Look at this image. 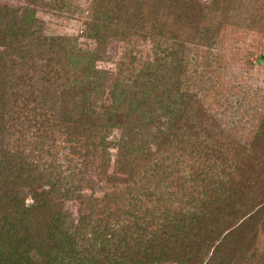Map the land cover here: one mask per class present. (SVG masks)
Masks as SVG:
<instances>
[{"label": "trees", "instance_id": "16d2710c", "mask_svg": "<svg viewBox=\"0 0 264 264\" xmlns=\"http://www.w3.org/2000/svg\"><path fill=\"white\" fill-rule=\"evenodd\" d=\"M85 11L88 49L46 34L29 5L0 8V264H264V108L229 86L211 50L226 21L263 29L264 0H88ZM113 37L131 47L106 104L98 63ZM134 38L155 42L154 70L135 72ZM61 198L79 200L77 220Z\"/></svg>", "mask_w": 264, "mask_h": 264}, {"label": "rangeland", "instance_id": "374dc122", "mask_svg": "<svg viewBox=\"0 0 264 264\" xmlns=\"http://www.w3.org/2000/svg\"><path fill=\"white\" fill-rule=\"evenodd\" d=\"M210 1L211 0H201L203 4L210 3ZM52 3L53 0H0V8L6 6L10 9L15 10L18 8L22 9L25 6L29 5L32 8L36 9V18L45 23L46 34L55 36H70L73 38L76 37L78 38L76 44L82 49L94 47L92 41L84 42L85 38L81 33L83 30H85V21L88 20L87 13L85 11L86 6L88 5V0H65L66 5L60 6L57 5L58 3H56L54 9L50 7ZM237 22L238 25L236 23H232V21H226V23L223 24V26L225 27L224 33L221 35V39L211 47V50L214 53V57L221 56L223 58V78L225 79V81H227L229 86L231 88L241 87L244 89L245 93L251 92L252 94H254L253 96L258 99V102L255 106L260 110L264 108L261 101H259V99H262L264 101V28L261 30H254L253 28L245 25V22H242V19L238 20ZM157 39L162 38L158 36ZM134 40L138 45L136 51H134V55H136L139 60V63L136 65L138 69L135 70V72L137 73V71L142 66L147 67L150 70H154V67L150 68V66L156 63L154 59L156 49L155 42L150 39L142 41L134 38ZM165 42L167 43V45H171V40H165ZM188 46L191 47L195 45L188 44ZM130 47L131 45H127V43L122 41L120 38L113 37L108 41V44L106 46L105 59L98 63L99 70L103 72H109L108 80L106 82L107 91L102 96V101H105L106 104H110L111 102L109 90L114 84V77H116V73L118 72V63L120 60L125 58V54ZM201 48L207 49L204 46H201ZM158 51L160 52L159 55L162 56L161 51ZM168 62L170 63V61ZM230 97L232 100H235L233 95H231ZM240 101L245 103L247 102V99L241 97ZM251 107L253 108V104ZM121 115L124 116V114ZM228 117L238 118V115L233 111L228 114ZM122 118L123 117L121 116L120 120ZM244 120L246 121L247 119L245 118ZM240 131L242 132L239 134L245 137L248 136V131ZM121 135V129L115 130L112 139H119ZM115 154L116 150H113V159L115 158ZM111 171L112 167L110 169V172ZM229 185L232 189H237L240 187V184ZM260 188L261 187L259 186V184H257V191L260 190ZM251 191L253 190L251 189ZM251 191H248L247 194L244 195V201H247V199L252 200L254 195ZM97 194L102 193L98 192ZM30 202L31 200L30 198H28L27 203ZM261 207L262 206H260V208ZM260 208L253 207L251 209V214H256L260 210ZM57 209L61 210L62 215L65 219H67L68 222L69 218L77 220L79 200L61 198L57 201ZM255 249L259 252H264V222L260 223L258 226V235L255 243ZM30 255L36 262L40 260V256L37 251L33 250ZM164 264L177 263L168 262Z\"/></svg>", "mask_w": 264, "mask_h": 264}]
</instances>
